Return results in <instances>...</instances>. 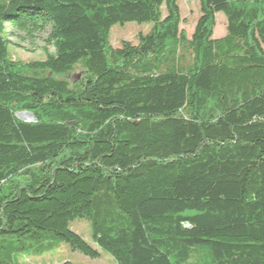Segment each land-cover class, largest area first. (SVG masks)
<instances>
[{
    "label": "trees",
    "instance_id": "1",
    "mask_svg": "<svg viewBox=\"0 0 264 264\" xmlns=\"http://www.w3.org/2000/svg\"><path fill=\"white\" fill-rule=\"evenodd\" d=\"M198 8L188 31L179 0H0V264L60 243L117 264H264V0ZM126 22L152 26L115 47ZM13 30L46 35L45 58L15 60Z\"/></svg>",
    "mask_w": 264,
    "mask_h": 264
},
{
    "label": "rangeland",
    "instance_id": "2",
    "mask_svg": "<svg viewBox=\"0 0 264 264\" xmlns=\"http://www.w3.org/2000/svg\"><path fill=\"white\" fill-rule=\"evenodd\" d=\"M183 17L184 26L188 31L194 28V22L198 15L199 0H179ZM152 23L126 22L115 24L111 29L110 41L115 47L121 44L122 40L137 42L140 34H147L151 29ZM14 35L10 36V53L15 60L30 61L42 60L45 58L44 41L46 35L38 36L34 41L20 40L15 30ZM226 33V19L222 13L216 17L214 36L221 37ZM50 52H54L53 47H48ZM23 113V112H22ZM17 113V118H20ZM72 230L80 234L85 240L90 241L92 225L89 220L77 219L70 223ZM3 263L1 264H117L114 257L101 250V256L95 259L74 251L67 243H60L52 250L38 255L7 254L3 253Z\"/></svg>",
    "mask_w": 264,
    "mask_h": 264
},
{
    "label": "bare ground",
    "instance_id": "3",
    "mask_svg": "<svg viewBox=\"0 0 264 264\" xmlns=\"http://www.w3.org/2000/svg\"><path fill=\"white\" fill-rule=\"evenodd\" d=\"M19 116L23 120H31L32 119V115L29 114L28 112L20 113Z\"/></svg>",
    "mask_w": 264,
    "mask_h": 264
},
{
    "label": "water",
    "instance_id": "4",
    "mask_svg": "<svg viewBox=\"0 0 264 264\" xmlns=\"http://www.w3.org/2000/svg\"><path fill=\"white\" fill-rule=\"evenodd\" d=\"M29 114H31V113H29ZM31 115H32V119H31V120H23V119H21V118H19V119L22 120V121H25V122H32V121H35L34 115H33V114H31Z\"/></svg>",
    "mask_w": 264,
    "mask_h": 264
}]
</instances>
